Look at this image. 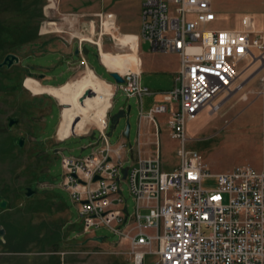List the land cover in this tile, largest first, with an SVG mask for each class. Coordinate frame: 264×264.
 <instances>
[{
	"label": "rangeland",
	"instance_id": "374dc122",
	"mask_svg": "<svg viewBox=\"0 0 264 264\" xmlns=\"http://www.w3.org/2000/svg\"><path fill=\"white\" fill-rule=\"evenodd\" d=\"M139 2L0 0V64L9 54L20 58V62L10 68H0V194L8 201L7 209H0V229L4 230L0 239V264H54L58 259L51 254L63 249L69 253L63 256L62 264H131L128 256L117 253L124 248L114 245L119 238L110 228L96 231L98 237L106 238L104 242L85 243L88 237L80 234L76 206L61 188L64 177L61 157L88 156L92 151L90 146L99 140L96 131L95 136L86 134L95 126L93 122L100 123L97 117L105 114L112 103L115 88L110 86L115 80L107 69L117 72L121 65L115 60L136 58L137 49L132 51V46L119 45L118 38L137 33ZM212 3L218 19L208 28H237L244 16L255 17L261 26L264 0H212ZM108 13L115 14L118 32L102 27L99 15ZM75 47L85 51L89 66L109 83L100 80L91 69L90 72L85 70L84 65L74 72L67 71L69 54L66 51ZM142 50L147 51V48ZM40 68L42 72L51 68L53 71L47 73L58 75L57 79L46 80L44 84L62 86H43L38 79ZM62 73L64 76L60 77ZM84 74L99 88L89 90L96 95L87 100H92L91 104L85 101L76 109L79 103L68 89ZM242 78L247 79L246 88L225 99L219 111L213 112L207 107L187 122L188 148L200 154L212 174L242 165L263 168L264 117L260 92L264 90V63H257ZM145 80L152 94L141 99L129 98L126 92L119 90L109 116L132 106L128 148L136 146L141 113L147 114L159 104L172 106L164 101L168 93L152 86L158 82V76L146 74ZM88 89L91 88H85L84 94ZM79 108L92 120L82 127H78L81 123L77 120ZM69 110L75 114V125L62 135ZM12 117L19 118V123L10 129L9 118ZM167 118L168 115L156 116L165 169L173 170L179 164L178 143L171 137ZM125 126L126 119H122L114 131H107L111 147L119 146ZM149 133L150 130L143 138L147 143L152 140ZM20 137L25 140L23 148L16 144ZM155 148L147 144L146 155ZM216 185V178L203 181L208 189ZM28 188L35 191L33 198H27ZM124 188L130 213H133L135 202L129 197L126 185ZM156 260V256L147 255L145 264H156Z\"/></svg>",
	"mask_w": 264,
	"mask_h": 264
},
{
	"label": "built area",
	"instance_id": "2783aa9c",
	"mask_svg": "<svg viewBox=\"0 0 264 264\" xmlns=\"http://www.w3.org/2000/svg\"><path fill=\"white\" fill-rule=\"evenodd\" d=\"M99 18L105 30L118 32L115 14ZM217 19L212 0H141V40L153 51L181 59L177 85L164 97L172 106L159 104L141 113L139 125L143 119L152 125L149 143L139 131L136 146L128 148L122 134L119 146L111 147L107 131L117 92L139 99L152 94L141 85L140 74L130 70L121 75L125 84H115L101 125L86 134H99L91 153L61 157V188L76 206L80 234L99 244L90 239L98 237V229L110 228L119 238L114 245L124 248L117 253L131 264H145L147 255L156 256V264H264V158L261 170L242 165L212 174L187 145V122L207 107L219 111L225 99L246 88L243 74L264 63V13L261 26L255 17L244 16L237 28H208ZM83 65L89 69L84 59ZM260 95L264 117V90ZM157 115H168L167 126L178 143L179 164L173 171L165 170ZM147 144L156 147L150 155ZM211 177L216 187L205 188L203 181ZM125 185L135 202L133 213Z\"/></svg>",
	"mask_w": 264,
	"mask_h": 264
},
{
	"label": "crops",
	"instance_id": "0c3cea01",
	"mask_svg": "<svg viewBox=\"0 0 264 264\" xmlns=\"http://www.w3.org/2000/svg\"><path fill=\"white\" fill-rule=\"evenodd\" d=\"M137 11H138L137 12L138 13V17L136 19L139 20V29H137V27H135L136 23H135V20H134V27H135V30H137V33L136 34H126L128 37L133 38V40H134L133 44L136 45L134 48L137 49L136 58L134 59V61H135L134 66H136V69L132 70V71L140 74V82H141V85L144 86V87H147L146 86L147 82L145 80L146 74L147 75H153L154 74V75L158 76V79H159L158 82L155 83V84H152V86L154 88H156L155 90H159V91L164 92V93L165 92L169 93L172 90H174V88L177 85L175 78H176V76H177V74H178V72L180 70V65H181L180 56L177 55V54L153 51L152 46L148 42H145V41L141 40V0L139 2V8H137ZM233 28H236V27H230V28H227V29H233ZM136 36L139 37L138 45L135 43L136 42ZM125 44H127V43H125ZM143 47L147 48V51H143L142 50ZM76 49H79V48L75 47L70 52L66 51V53L69 54V57H66L67 58L66 59V64L68 66L67 67V71L68 72H74L75 68L78 69V68H80L83 65V64H81L79 62L80 60L76 61V59L73 58V55L75 54ZM82 59H84V57H82ZM129 60L131 62H130V64L128 66H130L133 63V59L132 58L131 59L129 58ZM100 62H101V58H100ZM87 64H88V62H87ZM88 66H89V64H88ZM126 68H122V69H126ZM89 69H91L93 71V73L97 76L95 71L90 66H89ZM85 70H86V68H85ZM48 71H53V69L49 68ZM107 71L111 72L108 69H107ZM47 72H46L47 76L45 78V81L46 80H55V79L58 78L57 74L47 73ZM29 76H31V75H29ZM62 76H64V73H62L60 75V77H62ZM97 77L100 80H103V81L107 82L106 80L102 79L101 77H99V76H97ZM69 80L67 82H69ZM39 82L43 86H46V87H60V86H62V85L53 86V85H49V84H46V83L44 84L43 81H39ZM107 83H109V82H107ZM110 84H112V83H110ZM96 86H97V90H98V88H99L98 84H96ZM113 86L115 88V84H112V86H110V88H113ZM93 97H94V95L92 96V98ZM166 121H167V119H166ZM74 125H73V127H74ZM78 127H79V124H78ZM145 127H147L146 130H145ZM72 128H71V130H72ZM149 130L150 131L152 130L151 123L147 119H143L141 121V125H139V131L143 134V138L148 135V131ZM139 131H138V133H139ZM67 132H69V131H64V129H63L62 135L67 134ZM147 141H144V142L147 143ZM165 170H167V169H165ZM173 170H167V171H173Z\"/></svg>",
	"mask_w": 264,
	"mask_h": 264
},
{
	"label": "bare ground",
	"instance_id": "6f19581e",
	"mask_svg": "<svg viewBox=\"0 0 264 264\" xmlns=\"http://www.w3.org/2000/svg\"><path fill=\"white\" fill-rule=\"evenodd\" d=\"M51 1H53V0H51ZM107 29H108V27H107ZM118 39H119V42H118L119 45L127 43L125 45H128V46H131L132 45L133 48L136 46V45L133 44V42H134L133 38H130L128 36H124V37L122 36V37H119ZM132 47H131V50L134 51L135 49H133ZM105 56H108V55H105ZM115 62L121 65L120 69L117 71V73H119L120 75H124L128 71L133 70V67H135L134 66V63H135L134 60H133V63L130 66H128L130 64V62H131L129 60V58H125V60H123V61L115 60ZM122 68H126V69H122ZM88 71L90 72V69H88ZM87 87H90L91 88V89H88V90H93V91H96L97 90L96 84L91 79H88L86 74L80 75V77L76 80V82L72 86L69 87L68 91L71 92L74 95L75 99L79 103L78 105L75 106L76 109L82 104L80 102V99L83 98V96H84V92L83 91ZM93 95L94 94H91L90 93V95L84 100L83 103H85V101H86L87 104H89V103L91 104V101L92 100H90V101H87V100L90 97L92 98ZM95 97H96V95H94L93 98H95ZM78 110H79V114L80 115L77 118V120L80 119V122H81V123L78 122V123H80L79 124V127L85 126L87 124V122L92 121L91 119L86 118L87 117L86 114L83 115L84 112H85L83 108H79ZM104 115L105 114H101L100 116H98L97 118L99 120L101 119V121H100V123L93 122L94 125H101L102 119H103V116ZM74 119H75V114L73 113L72 110H69L67 112L66 116H65V120H64V123H63V129H64V131H70L71 130V128L74 125Z\"/></svg>",
	"mask_w": 264,
	"mask_h": 264
},
{
	"label": "water",
	"instance_id": "95a60500",
	"mask_svg": "<svg viewBox=\"0 0 264 264\" xmlns=\"http://www.w3.org/2000/svg\"><path fill=\"white\" fill-rule=\"evenodd\" d=\"M79 51L80 49H76L75 51V56H78L79 55ZM20 62V58L19 56H16V55H13V54H9L5 57L4 61L0 64V68L2 67H7V68H10L13 64H17ZM110 76L115 80V84H118V85H122V84H125V79L117 72H109ZM90 95V91H86L83 98L80 99V102L83 103L84 100ZM128 109H129V112L131 111L132 109V106H128ZM124 113L123 109L120 110L118 112V114L110 117L111 118V126H110V129L111 131H114L116 128H117V125L120 123V119H124V118H127V115H122ZM19 123V118H16V117H12V118H9V128L11 129L13 126H15L16 124ZM130 132H131V124H130V119H128L126 121V127H125V130H124V136L129 139L130 138ZM24 143H25V140L23 137H20L17 139V145L20 147V148H23L24 146ZM127 174H128V168H125L124 169V178L127 177ZM99 179V177H96L94 179V181H97ZM35 195V191H33L31 188H28L27 189V193H26V196L27 198H33V196ZM8 207V201L7 199L2 196L0 194V209H7ZM4 235V230L3 229H0V239L2 238V236ZM90 240L92 241H97V242H100L102 243L104 241V237H93L91 238ZM89 240H87L88 242ZM85 242V243H87Z\"/></svg>",
	"mask_w": 264,
	"mask_h": 264
},
{
	"label": "flooded vegetation",
	"instance_id": "af4514ba",
	"mask_svg": "<svg viewBox=\"0 0 264 264\" xmlns=\"http://www.w3.org/2000/svg\"><path fill=\"white\" fill-rule=\"evenodd\" d=\"M82 57H84V60H86V56H85V51L82 49H80V51H79V55L78 56H75V54L73 55V58L74 59H78V60H80L79 62L80 63H82L83 64V59H82ZM87 61V60H86ZM41 69V72H40V74H39V76H38V79H39V81H45V78H46V76H47V74H46V72L49 70V69H44V72H42L43 71V68H40ZM57 105V104H56ZM58 109H59V106H56ZM123 111H124V113L122 114V115H127V118H124V119H126V121L128 120V119H130V116H131V112H132V109H131V111L129 112V109L128 108H123ZM122 119H120V121H121ZM110 122H111V118H110ZM126 127V126H125Z\"/></svg>",
	"mask_w": 264,
	"mask_h": 264
},
{
	"label": "trees",
	"instance_id": "16d2710c",
	"mask_svg": "<svg viewBox=\"0 0 264 264\" xmlns=\"http://www.w3.org/2000/svg\"><path fill=\"white\" fill-rule=\"evenodd\" d=\"M63 251H65V250L63 249V250L53 251L51 256L56 257L58 259L57 263H54V264H62L63 262H65V260H63V262H62L63 256L60 254ZM4 252L9 253V252H14V251H4Z\"/></svg>",
	"mask_w": 264,
	"mask_h": 264
}]
</instances>
